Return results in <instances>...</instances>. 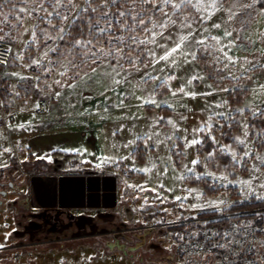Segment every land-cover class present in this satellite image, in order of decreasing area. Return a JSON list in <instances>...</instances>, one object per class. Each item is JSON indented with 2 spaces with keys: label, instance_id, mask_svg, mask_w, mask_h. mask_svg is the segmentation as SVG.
<instances>
[{
  "label": "rangeland",
  "instance_id": "obj_1",
  "mask_svg": "<svg viewBox=\"0 0 264 264\" xmlns=\"http://www.w3.org/2000/svg\"><path fill=\"white\" fill-rule=\"evenodd\" d=\"M13 5L17 9L23 6L20 0H12L11 4L4 5L0 9V13H2L0 14V21L3 20L4 15H7L9 19L8 24H0V27L3 28L0 35L8 33L14 39L13 46L8 43V38L0 41L11 50L12 55L7 66L4 68L0 66V72H9L8 70L12 67L8 66L19 64L21 65V72H28L27 74L32 76L35 79L34 81L39 82H36L33 87L28 84L29 86L27 85L25 88L27 93L23 94L24 101L30 111L25 116L29 123V126H27L28 131H26L28 135L13 134L11 125L8 124L9 121L0 125V168L7 169L8 172V179L5 182L10 180L15 183V186L21 187L23 185L25 187L23 181L39 172L37 169L29 171V168L33 169L35 163L40 159H45L46 165L49 167L44 166L43 169H48V171H53V167L56 165L54 159H56L58 160L57 164H63L64 170L80 171L89 169L99 174H110L117 179L119 201L124 202L125 206L130 207L134 213L135 217L130 224L131 228H139L141 225L143 231L150 228L163 231L162 228L171 225L186 226L182 234L183 239L180 242L174 238L176 233L167 231L163 235L166 253L168 255L176 254L175 243L178 242L177 246H184V240L197 233L198 228L194 223L195 221H193V216L205 211H214L210 208H192L191 205H203L209 200H223L228 205L233 202L229 196L216 193L210 194L202 186L194 183L197 176L205 172H212L219 176L225 171L211 168L205 162V156H201L205 149L199 147L200 143L188 147L187 141L193 138L202 141L204 135H207L209 138L215 136L218 145L228 144L223 139L220 130L222 127L219 126L227 124V121L213 115V113L219 112L233 113L229 103L225 107H214V105L223 101L228 102L227 95L229 92L219 91V89L247 88L249 97L245 105H248V108L252 111L257 108H264V103H261V99H264V97L256 96L251 91L259 84H264V37L260 35L264 33V16L259 15L264 0H260L255 5V11L252 13L255 20L247 24L241 31L242 39H237V46L228 50L229 55L234 58L243 59L247 57L256 65L254 71L248 73L252 80L221 79V76H226L227 72L220 73L217 71L222 65L214 63L213 55L220 54L213 49L212 54L202 55L198 52L196 61L191 64H181L175 68L166 65L164 62H160L153 67L150 57L141 56L142 63L138 66L139 70L129 68L125 64L128 71L121 72L120 76L115 77V79L121 80L127 77V81H129L119 85L113 83L114 74H107L112 72V68L107 62L98 67L96 73L91 72L92 67H96V65H82L79 76L83 79L78 77L76 80L71 79L72 71L68 72L67 77L62 78L59 74L64 70L62 67H57L50 72H45L42 67L36 65L28 67L30 60L40 57L42 51L46 49L43 47V41L28 46L30 32H26L25 27L31 26L36 21L25 17V27H19L15 19L19 13L10 11ZM222 16L223 13H218L206 23H201L198 20L194 21L193 27L198 29L197 38L205 28L209 30L204 33L205 36H219L222 41L224 40L225 27L241 29L240 17H237L236 21L229 25H223ZM213 23H222V27L214 29L212 28ZM41 27H44V25H41ZM171 31L174 34L176 29H171ZM184 31L187 32V29ZM167 35L166 32L165 36ZM236 37L237 31H233L232 37L227 39L231 40ZM173 39H175V35H173ZM160 42L171 46V41L161 40ZM209 43L214 44L213 41H209ZM52 46H55V44H52ZM61 48L64 49L62 46ZM154 51L159 56L163 54L164 49L154 48ZM23 54L26 55L24 60L17 59L19 55ZM49 55L52 60L61 59L63 63H66L63 58L54 57L52 53ZM131 55L135 56L136 53H131ZM77 61L79 62V58H77ZM44 63L47 64V60ZM121 63H124V61H121ZM49 67L51 66L49 65ZM239 67L237 65V69ZM245 67H251V65H245ZM161 69L164 70L160 71ZM84 72H88L91 78L84 77ZM53 73L55 81H66L63 87L56 83L52 86L45 78V76L50 77ZM145 73L161 78L170 74L176 77V79L169 81L167 85L156 89L154 98L158 102H166L162 103L160 107L142 104V100L137 99V97L148 98L150 94H153L155 85L159 83V81L153 80H148L145 83L141 79L145 76ZM2 74H4L2 77H5L6 73ZM197 74L204 77V79L194 80L191 85L187 86L186 90L196 93L212 92V95H197L195 98L181 95L173 97L168 91L169 87L177 89L185 85L193 75ZM239 74V71H237L236 75ZM237 81L238 84H234ZM68 84H74L75 86L68 87ZM0 85L2 87L1 83ZM57 92L60 93L59 97L56 96ZM42 99L47 101L52 109L50 116L45 117L48 113L39 115L36 112H31V106L37 105L38 102L43 101ZM121 101H123V106H120ZM0 102L4 105L1 94ZM168 105H171V107ZM210 116H212L211 121H209ZM160 117L164 119L157 124ZM169 119L173 121L175 127L167 123ZM42 120H45V124H41ZM206 121L211 123V131L205 128L203 132H194V129L201 128ZM228 129L229 127L223 126L224 131H228ZM41 133L44 137L51 135L54 137L52 140L43 141V144H46L45 149L50 148L51 145H57L60 150L72 151L71 154L77 152L80 155L63 158L62 155H66V153H61V155L52 151L54 154L44 158L34 156L27 137H34ZM240 134H242V130H240ZM148 135H151V139H147ZM250 140L252 141L253 152L264 154V148H259L254 139ZM129 141H135V143L129 144ZM6 149L8 151H5ZM197 158L200 163L193 166L191 161ZM252 163L258 164L257 161H250L248 168H251ZM185 166L192 168L193 172H188ZM145 168L150 169V171H139V169ZM260 172L264 173V166L260 167ZM251 175L249 171L239 172L237 177L229 176L228 179H248ZM180 177L185 178L181 179ZM207 179L218 186L226 183L216 181L211 177H207ZM259 183L260 181L253 180L252 187L255 194H247V198L264 195V188H260ZM161 185L163 187H160ZM229 186L237 187L243 199H247L246 193L239 186L228 184L226 187ZM141 188L145 190H141ZM199 193L203 195L197 198ZM176 197H181V199L177 200ZM12 212L5 206L0 207V245H4L3 248H0V264H176V262L170 263L160 260L161 255L159 253L152 254L151 251L147 250L136 252L126 249L125 254L116 250H109L105 246V240L110 237L101 235L85 240L79 239L75 243H68L67 246L70 252L57 253L58 249L55 246H51L57 249L54 251L42 250V247L39 250L31 248L28 251H6L5 249L10 245L7 236L13 228V223L10 220ZM222 214L221 216L225 217L231 216ZM134 221L137 225H133ZM255 226L256 231L248 236V240L256 242L258 238H261L263 242L264 226ZM124 234L133 235L130 230L125 231ZM150 238L154 239L156 237L151 236ZM248 246V244L245 245V247ZM263 253L264 247H260L259 244L257 254L264 255ZM252 254H249L251 258H253ZM221 256L222 254L216 256L215 254H206L202 256V259L208 260L205 264H221L223 262L219 260ZM260 260L261 257L258 258L257 264H260Z\"/></svg>",
  "mask_w": 264,
  "mask_h": 264
},
{
  "label": "snow or ice",
  "instance_id": "obj_2",
  "mask_svg": "<svg viewBox=\"0 0 264 264\" xmlns=\"http://www.w3.org/2000/svg\"><path fill=\"white\" fill-rule=\"evenodd\" d=\"M259 2L260 0H20L23 6L17 9L13 5L10 11L19 13L15 17L19 27H25V17L36 21L31 26L25 27V31L30 32L28 46L37 44L38 41H43V47L46 49L42 51L40 57L31 59L30 64L27 65L28 67L32 65L40 66L45 72L62 67L64 70L59 73L62 78L67 77L68 72L72 71L71 79L76 80L78 77L83 79V77L79 76L82 65H96V67L91 69L92 73H96L97 68L107 62L112 68V72L107 74H114L113 83L114 85H119L129 81H127V77L123 80L115 79V77L120 76L121 72L128 71L125 68V64L129 68L139 70L138 66L142 63L141 56L150 57L153 67L160 62H164L166 65L175 68L181 64H191L196 61L198 52L202 55L212 54L213 49L220 54L213 55L214 63L222 65L217 71L220 73L227 72V75L221 76V79L252 80L248 73L254 71L256 65L248 60L247 57L243 59L234 58L229 55L228 50L237 46V39H242L241 31L247 24L255 20V16L252 13L255 11V5ZM11 3L12 0H0V9L4 5ZM218 13H223L221 17L223 25H229L236 21L237 17H240L241 29L225 27L224 40L222 41L219 36H205L204 33L209 31L205 28L203 32H200L199 38H197L198 29L193 27V22L198 20L201 23H206ZM259 15L264 16V5L261 6ZM8 23V16L4 15L0 24ZM41 25H44V27H41ZM221 27L222 23L212 24L214 29H220ZM73 29L80 33L81 38L73 37L70 40H66V37L71 36ZM171 29H176V32L173 34ZM185 29H187V32L184 31ZM233 31H237V37L228 40V37H232ZM0 32H3L2 27H0ZM166 32L168 33L167 36H165ZM173 35H175V39H173ZM260 35L264 37V33ZM6 38L12 39L8 33L0 35V41H4ZM161 40L171 41V46L161 43ZM209 41H213L214 44L209 43ZM49 42L52 43L50 44ZM59 42H63L66 45L63 50ZM52 44H55V46H52ZM154 48L164 49L163 54L158 56ZM50 53L63 58L66 63H63L61 59L52 60ZM131 53H136V55L133 56ZM77 58H79V62ZM17 59L22 60L23 55H19ZM45 60H47V64L44 63ZM121 61H124V63H121ZM0 63H6V61H0ZM237 65L240 66L239 69H237ZM245 65H251V67H245ZM163 70L161 69L160 71ZM237 71L240 73L238 76L236 75ZM11 75L19 77V73H12ZM84 77L91 78L88 72H84ZM20 78L27 79V77ZM141 79L145 83L148 80L159 81V83L155 85L153 94H150L148 98L137 97V99L142 100V104L160 107L162 103L166 102H158L154 98L156 89L167 85L169 81L176 79V77L170 74L161 78L145 73V76ZM202 79L204 77L198 74L193 75L185 85L177 89L169 87L168 91L173 97L181 95L195 98L197 95H212V92L196 93L186 90L187 86L191 85L194 80ZM65 82L64 80L55 81L61 87L64 86ZM67 86L74 87L75 85L68 84ZM240 90L248 91L247 88ZM219 91L231 92L236 90L222 88ZM251 91L256 96L264 97V84H259L258 87L252 88ZM56 96L59 97L60 93L57 92ZM227 103V101H223L214 105V107H225ZM261 103H264V99H261ZM120 106H123V101H121ZM168 106L171 107V105ZM36 107H39V105L37 104ZM245 107L249 106L245 105ZM234 111L240 116L244 115V108L235 109ZM213 115L241 126L242 134L234 137L233 142L242 146V151L238 153L232 144H220L217 150L221 154L231 156L232 164L235 167L243 166L252 175L248 179L236 178L229 180L228 177L234 175V172H224L219 176L212 172H205L197 176V179L211 177L216 181L226 182L222 184L224 187L228 184L239 186L246 193L247 198V194H255V190L252 187L253 180L260 181L259 187L264 188V173L260 172V167L264 166V154L253 152L252 141L249 139V124L246 118L243 121L236 120L234 115L224 112L213 113ZM252 115L254 117L264 116V109L257 108L252 112ZM163 119V117H160L157 120V124ZM211 120L212 116L209 117V121ZM209 121H206L201 128L194 129V132H203L205 128L211 131L212 125ZM167 123L175 127L172 120L169 119ZM219 126L223 127L224 125L221 124ZM228 126L231 127V123ZM252 127L255 126L253 125ZM251 135L253 138L264 140V130L254 132ZM210 138L214 143H218L215 136ZM147 139H151V135H148ZM133 143L135 141H129V144ZM199 143H202V141L193 138L187 141V146L192 147ZM5 151L8 150L6 149ZM214 156L215 151L209 152L206 159L211 160ZM248 161H257L258 164L252 163L251 168H248ZM199 163L200 160L198 158L191 161L193 166ZM185 167L188 172H193L192 168ZM139 171L147 172L150 169H139ZM180 178L184 179L185 177ZM160 187L163 186L161 185ZM141 190L145 189L141 188ZM201 195L203 194L199 193L197 198ZM256 198L264 199V195H256ZM176 199L179 200L181 197H176ZM191 207L210 208L214 211L223 212L230 205L223 200H209L203 205L193 204ZM237 218L239 219V217ZM225 219H231V217H226ZM255 231L256 229L252 227L251 222H247L232 225L226 231L212 233V236L216 238V243L212 247L223 250L221 256L223 264H257L256 260L248 258L250 253H254V245L256 243L255 241H249L248 236ZM246 244L249 246L245 247ZM3 247L4 245H0V248ZM260 247H264V243L260 244ZM260 264H264V255L261 256Z\"/></svg>",
  "mask_w": 264,
  "mask_h": 264
},
{
  "label": "flooded vegetation",
  "instance_id": "obj_3",
  "mask_svg": "<svg viewBox=\"0 0 264 264\" xmlns=\"http://www.w3.org/2000/svg\"><path fill=\"white\" fill-rule=\"evenodd\" d=\"M62 153H66L61 154L63 158L79 156L67 151ZM54 163L56 165L53 171L38 169V173L25 179V187L15 186L13 182L0 186V207L5 206L13 211L10 214L13 228L7 236L10 245L6 251H28L31 248L39 250L41 247L42 250L48 251H69L68 243L98 235L109 236L110 238L105 240V246L122 254H125L126 249L136 252L147 250L157 254L154 249L165 247L164 232H157L152 228L143 231L141 225L139 228L130 227L135 216L130 207L119 201L117 179L115 191L112 179H106L99 190L97 184L93 183L95 179L89 180L91 176L112 175L99 174L89 169L64 170L62 163L57 164L58 160L54 159ZM30 170L34 169L29 168ZM33 177L39 178L32 182ZM63 177H80L79 182H82L83 188H80V191L77 188L66 191V180H62ZM133 225H137L136 221ZM129 230L132 231V236L124 234ZM151 236L156 238L151 239ZM144 241L145 244L141 246ZM150 243L152 249L148 250L146 246ZM164 255L173 257L166 251Z\"/></svg>",
  "mask_w": 264,
  "mask_h": 264
},
{
  "label": "trees",
  "instance_id": "obj_4",
  "mask_svg": "<svg viewBox=\"0 0 264 264\" xmlns=\"http://www.w3.org/2000/svg\"><path fill=\"white\" fill-rule=\"evenodd\" d=\"M81 38L80 37V33L76 30L73 29L71 31V36L70 37H66V40H70L71 38ZM8 43L12 46L14 45V39H7ZM13 43V44H11ZM61 44V46L63 48L66 47V45L63 42H59ZM52 55L54 57H57L55 54L52 53ZM114 63V62H113ZM234 84H238L234 83ZM240 89L243 88H236V91H231L229 92L228 96V103L229 106L232 110V115L235 116L236 120H245L247 123L249 124V131H250V139H254L256 144L259 146V148H264V140H261L259 138H253V136L251 135L254 132H260L261 130H264V116H253L252 115V110L249 109L248 107H245V102L247 101L249 94L247 91H241ZM240 108H244V115L240 116L238 113H236L234 110L235 109H240ZM264 109V108H261ZM227 124H223L225 127H229V123H231V127H229L228 131H224L223 127L220 129L222 131V136L223 139L228 143V144H232L233 148H236V150L239 152L242 151V146L240 145H236L233 142V138L236 136H240V130H242L241 126L239 124L236 123H232L230 121L226 122ZM255 127H252V126ZM183 144V143H182ZM199 147H203L205 150L201 153V156H205V162H207V164L214 169L217 170H223L225 172H229V173H233L234 175H230L233 177H237L239 172L241 173H245L247 172L245 170V168L243 166L241 167H235L232 164V160H231V156L227 155V154H221L217 149L219 147V145L217 143H214L213 140L211 138H209L207 135H204V138L202 140V143L199 144ZM215 151V156L213 159L209 160L206 159L208 157L209 152H213ZM54 153H62L61 151H56ZM53 153V154H54ZM203 161V160H202ZM46 161L45 159H40L35 163V167H33V169H39V170H43L44 166L46 167ZM250 161L247 162V167L249 166ZM4 168H0V186L3 184H8L11 183L12 181H7L8 179V172L7 169L3 170ZM195 184L202 186L206 192L208 193H216V194H220V195H226L229 196L230 199H232V204L230 205V207H227L224 209L223 212H219V211H205V212H201L200 214L193 216L196 226H197V232H198V236H201V233L203 232H207L209 234H211V238H205L203 240L205 247H212L213 244L216 243V238L212 236V233L214 232H218V231H226L229 230L231 228L232 225L235 224H240V223H247V222H251L252 227L255 229V225L257 226H264V199H257L256 196H250L247 199H243L242 194L239 192L240 190L237 187H223V186H218L216 184H214V182L210 181L209 179H196L194 181ZM224 213V214H222ZM222 215H231L228 217H231V219H225V216H221ZM212 216H221L219 218H215V219H210V220H205V218L207 217H212ZM239 217V219L237 218ZM255 226V227H254ZM186 226H168L166 228H162L164 233H166L167 231L171 232V233H176L175 235V240L179 241L181 240L182 234L184 233L183 230H185ZM154 231H157V229ZM157 232H161L160 230H158ZM170 233V234H171ZM254 233V232H253ZM164 235V234H163ZM201 238V237H200ZM185 241V240H184ZM168 242V240H167ZM178 242H176L175 244L177 245ZM264 243V241L262 242L261 238H258V240H256L255 246H254V253L253 258L254 260H256L258 262V258L260 259L261 255L257 254V247L259 246V244ZM220 249H212V253L213 255H219V254H223V251ZM264 254V253H263ZM249 257H251L249 255ZM257 258V259H256ZM221 261V258L219 259ZM205 264L208 262L207 259L203 260L202 256H198V255H194V256H189L186 258L185 264H201L202 262ZM174 261L170 262V263H174ZM202 263V264H203ZM177 264V263H176ZM221 264H223V262H221Z\"/></svg>",
  "mask_w": 264,
  "mask_h": 264
},
{
  "label": "crops",
  "instance_id": "obj_5",
  "mask_svg": "<svg viewBox=\"0 0 264 264\" xmlns=\"http://www.w3.org/2000/svg\"><path fill=\"white\" fill-rule=\"evenodd\" d=\"M25 56L26 55L23 54V60L25 59L24 58ZM8 67H12L11 69L8 70L9 72H0V83L2 84V87H0V94L2 95V101L4 102V106H5L4 118L0 117V125L5 123L6 121H9L8 124L11 125V130L13 134L17 135V134L22 133L23 135H28L26 131H28L27 126H29V123L25 119V116L28 115L30 111H29V107L27 106V103H25L24 101L23 94L27 93L25 88L28 84L32 85L33 87V85H35V83L39 81H34L35 79L32 76H29L27 74L28 72H21L20 70L21 65L19 64L18 65L11 64ZM2 73H6L5 77H2V75H4ZM12 73H19V77L11 75ZM20 77H27V79H21ZM45 78L50 82V84H52V86L53 84H55L54 73L50 77L45 76ZM38 105H39V102H38ZM31 107H32L31 112L35 113V110L38 107H36V105H33ZM51 111L52 109L50 108V105H49V112L47 115H45V117L50 116ZM10 116H13L14 120L12 121L9 120ZM41 124H45V120H42ZM27 138H28V143L32 150V154L34 156H38L39 158L47 157L48 155L53 154L54 151L56 152L57 150H60L58 149L57 145H51L50 148L47 147V149H45L46 144H43V141L48 140V139L52 140V138L54 139L53 135L49 137H44L41 133L37 136L27 137ZM61 151H64V150H61ZM76 154L78 153L76 152ZM61 252H67V251H63V250L57 251V253H61Z\"/></svg>",
  "mask_w": 264,
  "mask_h": 264
},
{
  "label": "built area",
  "instance_id": "obj_6",
  "mask_svg": "<svg viewBox=\"0 0 264 264\" xmlns=\"http://www.w3.org/2000/svg\"><path fill=\"white\" fill-rule=\"evenodd\" d=\"M8 50L9 48L6 45L0 43V61H6V63H0V66L5 67L9 64L11 60V51H8ZM4 109H5V106L0 102V117L1 118H4ZM35 112L36 114H39V115L48 113L49 112L48 102L45 100L41 101L39 103V107L36 109ZM9 120L11 121L14 120V117L10 116ZM219 217L221 216L207 217L205 218V220L215 219ZM200 237L198 236V232H197L196 235L185 240L183 244L184 246H177L178 244L174 246L176 248V254L172 256L177 264H185L186 258L189 256H194V255L203 256L206 254L213 255L212 253L213 248L205 247V244L203 242L205 238H209V237L211 238V234L207 232H203L201 233ZM248 258L253 259L251 257H248Z\"/></svg>",
  "mask_w": 264,
  "mask_h": 264
},
{
  "label": "water",
  "instance_id": "obj_7",
  "mask_svg": "<svg viewBox=\"0 0 264 264\" xmlns=\"http://www.w3.org/2000/svg\"><path fill=\"white\" fill-rule=\"evenodd\" d=\"M38 178L39 177H33L32 182H33V180L38 179ZM80 179H81L80 177H63L62 180H66L65 181L66 182V184H65L66 191L67 190L68 191L69 190H73V189H76V188L80 191V188H83L82 182L81 183L79 182ZM90 179H95L93 181V183H95V185L97 184V186H98L97 190L100 189V185L103 182H105L106 179H112L113 190L114 191L116 190V178L114 176H108V177L91 176V177H89V180ZM66 194L68 195V192ZM115 197L116 196H115V193H114L113 198H115ZM160 243H161V240H160ZM144 244H145V241L141 244V246H143ZM158 245H160V244H158ZM150 248L152 249L151 243L146 246V249L149 250ZM164 252H165L164 248H161L159 250L158 249H154V253H159L160 255H163ZM160 258H161V260H164V259L165 260H173V258H168L167 256H161Z\"/></svg>",
  "mask_w": 264,
  "mask_h": 264
}]
</instances>
